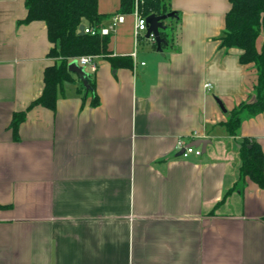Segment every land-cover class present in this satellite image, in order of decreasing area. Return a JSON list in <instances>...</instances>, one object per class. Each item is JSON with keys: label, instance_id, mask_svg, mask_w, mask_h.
Returning <instances> with one entry per match:
<instances>
[{"label": "crops", "instance_id": "1", "mask_svg": "<svg viewBox=\"0 0 264 264\" xmlns=\"http://www.w3.org/2000/svg\"><path fill=\"white\" fill-rule=\"evenodd\" d=\"M118 7L97 3L110 57L131 67L95 57L84 69L97 106L71 73L55 110H28L14 138L13 113L40 96L54 61L45 24L19 23L24 0H0V264H264V190L234 187L242 138L264 171V111L235 137L221 125L254 101L257 78L220 45L228 0H170L179 23L160 52ZM179 139L205 147L183 158Z\"/></svg>", "mask_w": 264, "mask_h": 264}, {"label": "trees", "instance_id": "2", "mask_svg": "<svg viewBox=\"0 0 264 264\" xmlns=\"http://www.w3.org/2000/svg\"><path fill=\"white\" fill-rule=\"evenodd\" d=\"M97 3L98 0H24L26 16L19 23L43 22L45 24L47 40L52 45L47 57L54 62L43 71V89L40 96L33 100L25 111L13 113L9 128L14 138L28 110L37 106L50 111L55 110L57 92L64 83L73 81L71 73L67 71L70 61L84 56L105 57L115 68L131 67V60L128 57H110L108 51L110 36L99 33L104 27L103 22L109 16L98 13ZM228 3L229 10L224 18L220 45L225 49L239 50V63L252 64L257 77L254 101L241 102L230 111L227 120L221 123L226 133L235 137L243 120L264 111V0H228ZM135 10L145 19L150 15L163 16L172 12L170 0H119L116 14L131 15ZM175 15L162 21L165 27L164 30H159V36L163 40L162 48L173 41L176 25L179 23L178 14L175 13ZM83 22L86 23V27L95 30L96 33L93 36L79 34L78 28ZM259 36L262 37V43L260 49H257L256 41ZM153 45L156 48V43ZM88 85L90 105L95 107L98 104V97L94 93V84L90 76ZM81 90H84L82 85ZM237 155L239 167L234 187L242 189L245 179L248 178L264 190L263 153L260 146L249 139L242 138L238 144ZM232 191V189L228 190L223 200ZM213 214L214 211H211L210 215Z\"/></svg>", "mask_w": 264, "mask_h": 264}, {"label": "water", "instance_id": "3", "mask_svg": "<svg viewBox=\"0 0 264 264\" xmlns=\"http://www.w3.org/2000/svg\"><path fill=\"white\" fill-rule=\"evenodd\" d=\"M174 16H176L175 13L170 12L163 16L150 15L145 19V23L147 26L145 37L149 38L150 35L153 36L158 52L161 51V44L163 43V40L159 36V30L165 29V27L162 25V21ZM83 29L84 27L80 25L78 28V32L80 35H83ZM67 71L76 75L78 81L83 86L85 92H88L90 90V87L88 85L89 74L85 72L84 67L78 65L77 61H71L70 63H68ZM216 102L219 107L224 111L221 102L219 100H216ZM187 147H201V149H203L205 147V141L197 140L191 144H187Z\"/></svg>", "mask_w": 264, "mask_h": 264}, {"label": "built area", "instance_id": "4", "mask_svg": "<svg viewBox=\"0 0 264 264\" xmlns=\"http://www.w3.org/2000/svg\"><path fill=\"white\" fill-rule=\"evenodd\" d=\"M133 18H134V36L135 38H138L141 34H145L146 33V23H145V18L141 17L137 11L135 10L133 12ZM123 20L122 16H117L113 19L112 25L114 26L116 23L121 22ZM95 30L93 28H89V27H84L83 29V34H87L89 36H93L95 34ZM99 33L101 35H105L108 36L111 33V27H103L100 29ZM148 39H151L154 42V38L152 35L149 36ZM95 57L93 56H84L81 57L78 60V65L81 67H87L89 66L91 69V72H94L95 70ZM206 88H210V85H205ZM194 135V136H193ZM192 137H196L195 134H192ZM175 148L181 152V156L183 158H188L190 155H195V156H199L201 154V151L199 148H195V147H187V145L183 142L182 139H179L176 142Z\"/></svg>", "mask_w": 264, "mask_h": 264}, {"label": "rangeland", "instance_id": "5", "mask_svg": "<svg viewBox=\"0 0 264 264\" xmlns=\"http://www.w3.org/2000/svg\"><path fill=\"white\" fill-rule=\"evenodd\" d=\"M261 42H262V37H258L257 41H256V48L259 49L260 48V45H261Z\"/></svg>", "mask_w": 264, "mask_h": 264}]
</instances>
